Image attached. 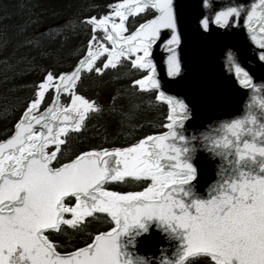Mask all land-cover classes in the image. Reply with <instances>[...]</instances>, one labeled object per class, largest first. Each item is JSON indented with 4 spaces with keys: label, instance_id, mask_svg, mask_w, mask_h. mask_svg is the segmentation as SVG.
Instances as JSON below:
<instances>
[{
    "label": "snow or ice",
    "instance_id": "6c2138e0",
    "mask_svg": "<svg viewBox=\"0 0 264 264\" xmlns=\"http://www.w3.org/2000/svg\"><path fill=\"white\" fill-rule=\"evenodd\" d=\"M203 2L207 5L209 0ZM108 7L112 10L106 15L85 18L93 35L81 58L69 71L45 69L13 133L0 141V264H131L118 238L132 227L147 230L152 221L166 226L180 240L175 259L166 264H185L189 257H195L189 264H264V175L238 167L230 174L221 171V178L209 187L208 199H185L190 191L185 186L197 170L190 162L193 147L175 131L188 116L183 101L156 95L169 106L171 122L162 136L145 137L127 148L80 152L69 162H60L58 153L66 140L62 134L69 129L78 132L85 115L98 111L97 105L75 91L82 72L100 74L123 58L131 66L147 70L132 81L134 86L157 88L150 51L158 39L167 45L168 74L180 71L173 0H121ZM139 13L150 18L122 35L126 17ZM242 13L245 25L260 36L257 39L254 34L251 39L262 49L259 60L264 62V0H255L249 9L243 5L223 8L213 18L200 19L199 24L205 31L211 24L224 27ZM97 29L103 30V39L111 48L100 42ZM162 30H170V38L165 40ZM225 60L241 86L249 90L261 87L231 52L225 54ZM50 90L52 102L41 113ZM61 93L70 99L66 107L59 105ZM260 108L264 113V103ZM221 130V135L205 140L225 159L233 155L234 166L257 154L264 157V115L249 113L223 124ZM125 177L150 178L151 184L142 191L123 194L102 187L105 181ZM95 212L107 213L115 227L96 234L84 247L58 253L48 235L62 225L76 228Z\"/></svg>",
    "mask_w": 264,
    "mask_h": 264
},
{
    "label": "trees",
    "instance_id": "16d2710c",
    "mask_svg": "<svg viewBox=\"0 0 264 264\" xmlns=\"http://www.w3.org/2000/svg\"><path fill=\"white\" fill-rule=\"evenodd\" d=\"M118 1L0 0V140L13 131L45 69L67 71L85 51L93 35L85 18L108 14L112 10L108 6ZM148 17L140 13L128 18L126 28L131 30ZM56 22L59 24L51 26ZM44 26L46 29L40 32ZM143 74L144 71L131 67L124 59L100 74L81 73L75 91L87 99L98 100L102 95L105 102L98 111L86 114L78 132L66 133L65 144L58 153L61 163L80 152L125 147L164 129L168 114L166 104L155 98L156 91L140 90L132 83ZM46 97L43 105L49 102L51 92ZM150 183L151 180L144 177L124 178L104 186L128 192L142 190ZM85 221L76 228L62 225L59 230L52 231L48 239L57 251L69 252L85 246L95 234L113 225L111 219L99 213L86 217ZM191 259L195 257L185 264Z\"/></svg>",
    "mask_w": 264,
    "mask_h": 264
},
{
    "label": "water",
    "instance_id": "95a60500",
    "mask_svg": "<svg viewBox=\"0 0 264 264\" xmlns=\"http://www.w3.org/2000/svg\"><path fill=\"white\" fill-rule=\"evenodd\" d=\"M254 2L255 0H209V3L205 5L203 0H173L179 37L175 51L180 71L171 76L168 74L167 57L169 53L163 40L158 39L150 51L154 78L158 87L147 90H155L163 97L170 96L183 101L188 110L187 118L175 128V131L185 136L188 144L194 149L190 162L194 164L197 174L189 182V185L185 186V191H189L190 188L188 196L185 197L186 200L208 199L210 197L209 187L221 178L219 175L221 171L230 174V171H234L238 167L255 175H264V167H262L264 157L257 154L254 157L245 158L238 166H234L231 163L235 159L233 155H227L225 159L205 140V137L214 138L221 135V126L233 119H242L249 113L255 114L257 117L264 115L260 108L261 103H264V62L259 60L262 49L251 39L254 34L257 35V39H260L259 34L253 33L245 25L243 13L236 18L234 23L224 27L211 24L205 31L199 24L200 19L213 18L215 12L223 8L243 5L244 9H249ZM152 11L154 12V10ZM129 17L133 16H127L126 20ZM59 22L53 23L51 26L59 24ZM117 22H119V18ZM45 29L46 26L41 27L39 31ZM131 31L126 32L125 29L122 35H128ZM162 33H166L165 40L170 38V30H162ZM228 52L237 58L239 65L249 73L254 83L261 87L249 90L238 83L234 71L226 66L225 54ZM105 99L108 101L109 96L106 95ZM161 101L167 105L169 116L166 99H161ZM51 102L50 100L49 103ZM47 106L48 104L44 108ZM44 108L39 112L42 113ZM70 115L75 118L74 114ZM170 122L168 119L164 125L165 130L149 134L146 137L164 135L168 131L166 125ZM52 123L57 124L58 122L52 121ZM69 131L73 130L69 129ZM11 134L0 141L6 140ZM169 140L178 144L182 143L175 138H169ZM111 182L114 181H105L104 184ZM104 190L114 191L106 188ZM99 214H105L111 219L107 213ZM112 224L111 228L115 227L114 222ZM117 243L131 264H166L167 261L175 259L174 254L177 252L180 240L166 226H158L157 222L152 221L147 230L132 227L118 238ZM57 252L67 254L72 251ZM190 258L193 257L185 258V261Z\"/></svg>",
    "mask_w": 264,
    "mask_h": 264
},
{
    "label": "rangeland",
    "instance_id": "374dc122",
    "mask_svg": "<svg viewBox=\"0 0 264 264\" xmlns=\"http://www.w3.org/2000/svg\"><path fill=\"white\" fill-rule=\"evenodd\" d=\"M116 19V22L118 21V18H115ZM96 32L97 33H99V38H100V42L101 43H104L105 44V47H109V48H111V44H108L107 42H105L104 41V39H103V35H104V33H103V31H101V29H97L96 30ZM92 36V35H91ZM100 57H98V61H100ZM104 59H106V56L104 57ZM121 60H123V58H121ZM120 60V61H121ZM120 61H118V62H116V65L120 62ZM129 63H130V60H127ZM115 65V66H116ZM130 66H131V64H130ZM108 68H113V67H108ZM107 69V68H106ZM87 72V71H86ZM50 92H51V90H50ZM77 93V92H76ZM77 94H79V93H77ZM51 95H52V93H51ZM79 95H81V94H79ZM85 98V97H84ZM87 99V98H86ZM88 100H90L91 102H93L95 105H97L98 107L103 103V102H105L104 101V99L102 98V95H101V98L100 99H98V100H94V99H88ZM70 102V99L68 98V97H66L64 94H61L60 95V99H59V105H61V106H64V107H66V105H67V103H69ZM43 108V107H42ZM42 108H40L39 110H41ZM65 135H66V133H64V134H62V138H64L65 137ZM52 146H50L49 148H51ZM150 179V178H149ZM151 180V179H150ZM151 184V183H150ZM103 188H105L104 186H102ZM68 215V214H67ZM65 218H70V216H65Z\"/></svg>",
    "mask_w": 264,
    "mask_h": 264
}]
</instances>
